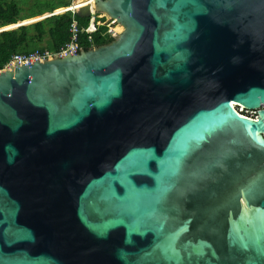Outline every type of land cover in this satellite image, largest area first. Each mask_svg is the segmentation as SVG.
Returning <instances> with one entry per match:
<instances>
[{"label": "water", "instance_id": "95a60500", "mask_svg": "<svg viewBox=\"0 0 264 264\" xmlns=\"http://www.w3.org/2000/svg\"><path fill=\"white\" fill-rule=\"evenodd\" d=\"M73 6L112 40L0 71V264H264V0Z\"/></svg>", "mask_w": 264, "mask_h": 264}, {"label": "trees", "instance_id": "16d2710c", "mask_svg": "<svg viewBox=\"0 0 264 264\" xmlns=\"http://www.w3.org/2000/svg\"><path fill=\"white\" fill-rule=\"evenodd\" d=\"M64 2L62 5H51L49 10L39 12L35 15L23 17L20 8L15 1L2 3L0 1V27L6 25H21L17 28L0 32V67H2L10 57L15 53H28L35 49L58 50L70 40V24L72 21V12L52 14L44 19L23 25V20L41 15L44 12H52L57 8L68 6L71 0H59ZM75 19L79 28V44L83 49L91 47L87 40L85 28L88 26L90 17L75 14ZM19 21V22H18ZM18 22V24H15ZM106 31V26L102 25L97 31L92 33V45H101L112 40V37L102 36ZM116 31V28H115ZM46 39L45 44H41Z\"/></svg>", "mask_w": 264, "mask_h": 264}, {"label": "built area", "instance_id": "2783aa9c", "mask_svg": "<svg viewBox=\"0 0 264 264\" xmlns=\"http://www.w3.org/2000/svg\"><path fill=\"white\" fill-rule=\"evenodd\" d=\"M73 1L74 0H71L69 5L63 7L62 11L59 12V13H64L67 11L72 12V21L70 24V33H71L70 40L67 43H65V45H63L58 50L35 49L28 53H15L10 57V59L2 67H0V71L6 69L9 66V64L13 61H24V60H30V59H35L36 61L37 60L42 61L48 58H52L55 56H59L65 53H69V52L81 49L80 44H79L80 31L78 28L77 20L74 17L77 12L74 9ZM54 14H57V13H54ZM89 17H90V21H89L88 26L85 28V31L87 33V40L91 43V46H93L92 36H91L92 33L97 31L98 28L102 25L106 26V31L102 32V36L113 37V35L116 32L115 31L116 24L109 16H107L104 13L91 12L89 14ZM236 108L238 109L240 113L244 115L251 116V117H255L256 115V114L250 113L249 111L251 110H247L241 105H236Z\"/></svg>", "mask_w": 264, "mask_h": 264}, {"label": "rangeland", "instance_id": "374dc122", "mask_svg": "<svg viewBox=\"0 0 264 264\" xmlns=\"http://www.w3.org/2000/svg\"><path fill=\"white\" fill-rule=\"evenodd\" d=\"M0 1L2 3L15 1L17 3L18 7L20 8V13L23 17H28V16L35 15V14L42 12V11H45V10H49L51 8V5L57 6V5L65 4L64 2L59 1V0H0ZM62 9H63V7H60V8L55 9L52 12L47 11L41 15H37L34 17L24 19L23 25H28V24L40 21V20L44 19L45 17L52 15L54 13L58 14L60 11H62ZM18 22H16V24H18ZM14 28H17V27L9 24V25L0 27V31L7 30V29L8 30L14 29ZM45 43H46V39L43 40L41 44H45ZM249 112L252 114H256V112L253 110H251Z\"/></svg>", "mask_w": 264, "mask_h": 264}, {"label": "bare ground", "instance_id": "6f19581e", "mask_svg": "<svg viewBox=\"0 0 264 264\" xmlns=\"http://www.w3.org/2000/svg\"><path fill=\"white\" fill-rule=\"evenodd\" d=\"M234 104H236V105H237V103H234ZM236 105H235V106H236Z\"/></svg>", "mask_w": 264, "mask_h": 264}, {"label": "flooded vegetation", "instance_id": "af4514ba", "mask_svg": "<svg viewBox=\"0 0 264 264\" xmlns=\"http://www.w3.org/2000/svg\"><path fill=\"white\" fill-rule=\"evenodd\" d=\"M256 116V115H255Z\"/></svg>", "mask_w": 264, "mask_h": 264}]
</instances>
